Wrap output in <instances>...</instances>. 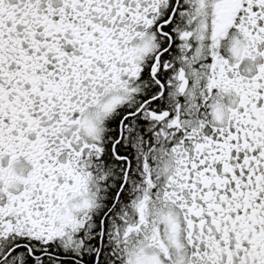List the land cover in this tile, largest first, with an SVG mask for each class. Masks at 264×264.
Returning a JSON list of instances; mask_svg holds the SVG:
<instances>
[{
  "label": "snow or ice",
  "instance_id": "snow-or-ice-1",
  "mask_svg": "<svg viewBox=\"0 0 264 264\" xmlns=\"http://www.w3.org/2000/svg\"><path fill=\"white\" fill-rule=\"evenodd\" d=\"M0 264H264V0H0Z\"/></svg>",
  "mask_w": 264,
  "mask_h": 264
}]
</instances>
